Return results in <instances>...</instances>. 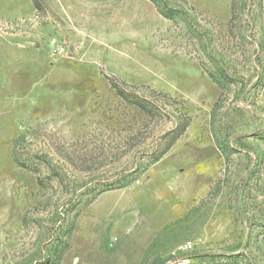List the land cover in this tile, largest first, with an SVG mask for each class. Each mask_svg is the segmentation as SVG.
Here are the masks:
<instances>
[{"label":"rangeland","instance_id":"374dc122","mask_svg":"<svg viewBox=\"0 0 264 264\" xmlns=\"http://www.w3.org/2000/svg\"><path fill=\"white\" fill-rule=\"evenodd\" d=\"M175 262L264 264V0H0V264Z\"/></svg>","mask_w":264,"mask_h":264},{"label":"trees","instance_id":"16d2710c","mask_svg":"<svg viewBox=\"0 0 264 264\" xmlns=\"http://www.w3.org/2000/svg\"><path fill=\"white\" fill-rule=\"evenodd\" d=\"M163 15H164V17H166V18H170V16H171V14H172V12H174V11H172V10H170V9H166V10H163ZM212 78V77H211ZM220 82L223 80H226V77H222V76H220ZM213 79V78H212ZM217 84L218 85H221L219 82H217ZM223 86V85H222ZM221 88H223V87H221ZM140 108H142V107H140ZM143 109V108H142Z\"/></svg>","mask_w":264,"mask_h":264},{"label":"built area","instance_id":"2783aa9c","mask_svg":"<svg viewBox=\"0 0 264 264\" xmlns=\"http://www.w3.org/2000/svg\"><path fill=\"white\" fill-rule=\"evenodd\" d=\"M174 264H179V263H176V262H175Z\"/></svg>","mask_w":264,"mask_h":264}]
</instances>
